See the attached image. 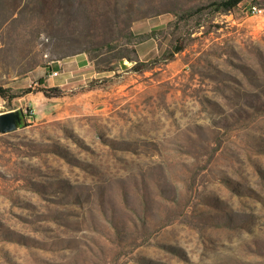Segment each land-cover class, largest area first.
I'll use <instances>...</instances> for the list:
<instances>
[{"label": "rangeland", "instance_id": "rangeland-1", "mask_svg": "<svg viewBox=\"0 0 264 264\" xmlns=\"http://www.w3.org/2000/svg\"><path fill=\"white\" fill-rule=\"evenodd\" d=\"M212 1L0 0V264H264V0Z\"/></svg>", "mask_w": 264, "mask_h": 264}, {"label": "trees", "instance_id": "trees-1", "mask_svg": "<svg viewBox=\"0 0 264 264\" xmlns=\"http://www.w3.org/2000/svg\"><path fill=\"white\" fill-rule=\"evenodd\" d=\"M242 0H219V1H212L208 3L207 5L200 6L198 8H195L194 10H191L189 13H185V16H194V15H199L203 11L207 10L210 13H216V12H224V11H230L231 9L235 8L238 6V4ZM180 47L176 48L173 53L180 51ZM173 53L170 54V57L173 56ZM107 70H112V69H107ZM38 85L34 87V92L41 93L43 97H45L48 100L51 99H59L65 96V92L58 88V87H44L41 86L42 81L39 80ZM31 89H27V91H24V93L21 94H12L9 93L7 89H4L0 86V99L3 101L4 104L10 105L11 101L14 98H19L23 96L24 94H27L28 92H31Z\"/></svg>", "mask_w": 264, "mask_h": 264}, {"label": "water", "instance_id": "water-1", "mask_svg": "<svg viewBox=\"0 0 264 264\" xmlns=\"http://www.w3.org/2000/svg\"><path fill=\"white\" fill-rule=\"evenodd\" d=\"M24 119V111L8 110L0 113V134L14 131Z\"/></svg>", "mask_w": 264, "mask_h": 264}, {"label": "built area", "instance_id": "built-area-1", "mask_svg": "<svg viewBox=\"0 0 264 264\" xmlns=\"http://www.w3.org/2000/svg\"><path fill=\"white\" fill-rule=\"evenodd\" d=\"M259 10L256 9V7H251L250 13L251 14H255L256 12H258ZM52 75H57L56 72L52 73Z\"/></svg>", "mask_w": 264, "mask_h": 264}, {"label": "crops", "instance_id": "crops-1", "mask_svg": "<svg viewBox=\"0 0 264 264\" xmlns=\"http://www.w3.org/2000/svg\"><path fill=\"white\" fill-rule=\"evenodd\" d=\"M1 112H5V111H0V113H1Z\"/></svg>", "mask_w": 264, "mask_h": 264}]
</instances>
